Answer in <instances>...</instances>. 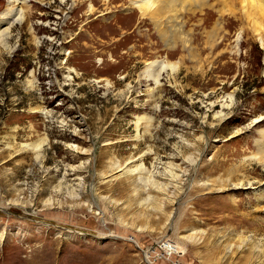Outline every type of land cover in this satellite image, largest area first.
<instances>
[{"label":"rangeland","instance_id":"374dc122","mask_svg":"<svg viewBox=\"0 0 264 264\" xmlns=\"http://www.w3.org/2000/svg\"><path fill=\"white\" fill-rule=\"evenodd\" d=\"M94 1L31 0L0 43V264H264V47L238 6L183 14L196 64Z\"/></svg>","mask_w":264,"mask_h":264},{"label":"bare ground","instance_id":"6f19581e","mask_svg":"<svg viewBox=\"0 0 264 264\" xmlns=\"http://www.w3.org/2000/svg\"><path fill=\"white\" fill-rule=\"evenodd\" d=\"M29 1L31 0H8L5 11L1 12L0 14V26H2L0 27V43H2L3 45L6 43V40L9 37L10 27L15 23L20 24L24 21L25 11H26L25 8L27 7V3ZM101 1H104V4L107 6L111 3V0H101ZM130 1H132L134 7L137 8V11L139 12V17L145 18L146 20L147 19L150 20L153 28L156 30V32L159 34L160 37L166 38L167 33L170 32L168 34V38L170 39L169 44H172L171 47L180 48V50L183 53H186L187 56L183 57L184 59L188 58L191 60V62L193 61L196 64L200 62L199 61L200 58L197 53V47L193 45L192 33L187 34L184 32V25H183L184 21L181 22L180 20L183 19L182 16L184 13L189 14L191 17H194L195 15L206 16L207 13L209 12L212 13V11L215 10V7L217 5L212 3L209 4L208 0H130ZM216 1L221 2L222 7L224 8H226L228 5L231 6L230 4H232V6L233 5L238 6L240 14H242V17L246 20L248 26L250 27L251 34L254 36L255 39H257V41H259L261 47H264V0H216ZM88 6H89L88 12H93L94 10L93 6L91 4H89ZM233 10L235 11V9H232L230 11L233 13L234 12ZM205 20L207 19H204V21ZM220 27L221 26L218 23V21H215L212 25V29H210L209 31L205 30L206 35H205L204 44L210 50L214 49L215 47H219L220 45L223 44V41L225 40L224 36H221L220 34L223 33ZM241 32L237 33V35L235 34L236 37L234 36L235 38L233 41L234 47L232 48V50L235 51L236 55L239 53L240 40H242ZM182 62H183L182 56L180 59H178V62H175L173 64L170 63L165 64L160 61H154L147 64V68L145 69L144 73L146 77L151 78L153 81H155V83H157V80L161 72L165 71L168 68L172 69V71H175L177 68H179ZM234 98H235L234 91L230 92L226 96V100H229L228 102L230 105H232ZM230 105L223 104V108L225 106L229 107ZM259 121H260L259 118L258 119L256 118L253 121V123L254 124L259 123ZM257 134L258 136L255 137V139L253 140L254 148L256 151V155L259 157L260 161L264 163V129L259 130ZM37 147L39 146H36V148Z\"/></svg>","mask_w":264,"mask_h":264},{"label":"crops","instance_id":"0c3cea01","mask_svg":"<svg viewBox=\"0 0 264 264\" xmlns=\"http://www.w3.org/2000/svg\"><path fill=\"white\" fill-rule=\"evenodd\" d=\"M4 11H5V10H4ZM4 11H3V12H4Z\"/></svg>","mask_w":264,"mask_h":264}]
</instances>
